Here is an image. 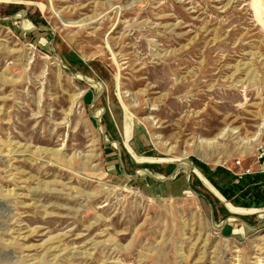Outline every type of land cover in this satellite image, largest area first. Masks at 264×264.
<instances>
[{
    "label": "rangeland",
    "instance_id": "rangeland-1",
    "mask_svg": "<svg viewBox=\"0 0 264 264\" xmlns=\"http://www.w3.org/2000/svg\"><path fill=\"white\" fill-rule=\"evenodd\" d=\"M263 140L264 0H0V264H264Z\"/></svg>",
    "mask_w": 264,
    "mask_h": 264
},
{
    "label": "crops",
    "instance_id": "crops-1",
    "mask_svg": "<svg viewBox=\"0 0 264 264\" xmlns=\"http://www.w3.org/2000/svg\"><path fill=\"white\" fill-rule=\"evenodd\" d=\"M113 160H111L112 162ZM110 162V161H109ZM111 163V167H112ZM251 170H256V167L254 165V168H250ZM248 179V180H247ZM245 180L250 181V184H243ZM250 185L253 187L248 190V193H251V190H260L262 185H264V175H258V174H253L250 176H246L239 185L237 191L239 193L243 192L245 189H249ZM189 189L188 181L186 176H179L175 177L170 180H157L154 181L151 184H146L145 185V193H147L149 196H158V197H178L181 196L183 193H185V190ZM250 191V192H249ZM230 206V205H229ZM233 213L230 218V221H233L232 223H227L221 228V232L223 229L228 226V233L226 234L229 237H232L233 239H241L246 237L247 235L251 234L252 231L257 230L258 228L264 227V214L258 216L253 213H256V209H247V208H237V207H229ZM216 209V208H215ZM228 210V209H227ZM226 210V211H227ZM212 216L213 212L211 211ZM238 213H246V214H238ZM216 218L217 217H222L220 214L217 212L214 215Z\"/></svg>",
    "mask_w": 264,
    "mask_h": 264
},
{
    "label": "built area",
    "instance_id": "built-area-1",
    "mask_svg": "<svg viewBox=\"0 0 264 264\" xmlns=\"http://www.w3.org/2000/svg\"><path fill=\"white\" fill-rule=\"evenodd\" d=\"M254 165L256 170H251L250 168L240 169L237 172H232L235 183H239L246 176H250L253 174L264 175V140L260 142V144L256 147L255 151V160ZM235 167H240V161H236L234 163Z\"/></svg>",
    "mask_w": 264,
    "mask_h": 264
},
{
    "label": "trees",
    "instance_id": "trees-1",
    "mask_svg": "<svg viewBox=\"0 0 264 264\" xmlns=\"http://www.w3.org/2000/svg\"><path fill=\"white\" fill-rule=\"evenodd\" d=\"M241 183V181L239 182V183H237V185H239ZM260 195L261 196V198L263 199L264 198V189L263 190H254V195Z\"/></svg>",
    "mask_w": 264,
    "mask_h": 264
}]
</instances>
